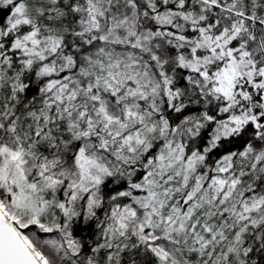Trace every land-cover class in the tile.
Returning <instances> with one entry per match:
<instances>
[{
  "label": "snow or ice",
  "instance_id": "6c2138e0",
  "mask_svg": "<svg viewBox=\"0 0 264 264\" xmlns=\"http://www.w3.org/2000/svg\"><path fill=\"white\" fill-rule=\"evenodd\" d=\"M0 264H264V0H0Z\"/></svg>",
  "mask_w": 264,
  "mask_h": 264
}]
</instances>
